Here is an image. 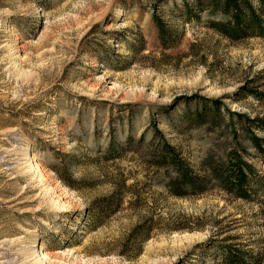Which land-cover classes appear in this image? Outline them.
I'll use <instances>...</instances> for the list:
<instances>
[{
    "label": "rangeland",
    "instance_id": "rangeland-1",
    "mask_svg": "<svg viewBox=\"0 0 264 264\" xmlns=\"http://www.w3.org/2000/svg\"><path fill=\"white\" fill-rule=\"evenodd\" d=\"M192 1L0 0V264H233L229 245L264 264V152L251 140L264 147V39L227 38L207 10L189 19ZM204 98L220 115L193 124ZM157 131L202 192H169L178 174L153 158ZM234 154L255 169L250 199L213 173ZM112 195L120 206L98 212Z\"/></svg>",
    "mask_w": 264,
    "mask_h": 264
},
{
    "label": "trees",
    "instance_id": "trees-1",
    "mask_svg": "<svg viewBox=\"0 0 264 264\" xmlns=\"http://www.w3.org/2000/svg\"><path fill=\"white\" fill-rule=\"evenodd\" d=\"M206 10L224 17L221 20L212 21L209 25L227 38L242 40L258 36L264 39V0H193L184 3V13L189 19H200V13ZM153 17L159 29L163 47L172 48L176 46L180 41L179 33L156 14ZM204 99L206 102L202 108L196 109L195 113L190 115L193 124H204L209 119L214 121L220 115L219 101L210 98ZM207 102H211V104L208 105ZM262 122V119L257 120V126L264 130ZM157 133L161 136V141L153 152V158L158 164L175 169L178 174L170 179L167 185L169 192L175 196H184L188 190L194 193L202 192L206 186V178L194 174L185 165L177 148L167 141L161 131H157ZM251 140L255 147L264 152L261 138L253 135ZM213 173L227 191L244 199L251 198L254 192L251 182L255 176V169L240 155H232L227 165L213 167ZM63 180L70 185L72 184L64 178ZM123 185L124 183H121L120 188ZM120 199L114 195L104 198L103 202L99 204L98 212L116 210L120 206ZM138 229L140 233L133 235L136 243H141L149 236L151 226L141 224ZM246 253L248 252L234 249L229 245L225 250V258L233 264H252L244 257ZM251 260H253V264L259 262L255 258Z\"/></svg>",
    "mask_w": 264,
    "mask_h": 264
},
{
    "label": "bare ground",
    "instance_id": "bare-ground-1",
    "mask_svg": "<svg viewBox=\"0 0 264 264\" xmlns=\"http://www.w3.org/2000/svg\"><path fill=\"white\" fill-rule=\"evenodd\" d=\"M73 204V203H72ZM66 205V204H65ZM73 206V205H72ZM64 207V206H63ZM66 207V206H65ZM65 212V211H64ZM40 253L38 254L39 257H44L43 259H46V255L42 253V251H39Z\"/></svg>",
    "mask_w": 264,
    "mask_h": 264
}]
</instances>
